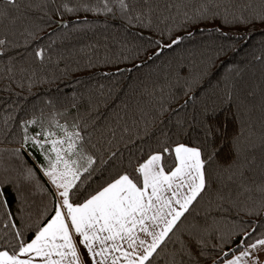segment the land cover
<instances>
[{"label":"trees","instance_id":"trees-1","mask_svg":"<svg viewBox=\"0 0 264 264\" xmlns=\"http://www.w3.org/2000/svg\"><path fill=\"white\" fill-rule=\"evenodd\" d=\"M106 2L111 12L102 10L105 0H18L0 21L5 41L0 46V179L19 181L30 168L35 180V186L23 188V214L8 193L15 231L30 240L36 226L54 214L56 190L43 174V154L24 143L25 135L41 138V126L52 115L70 130L79 124L97 161L75 198L79 202L145 160L161 146L158 141L196 144L202 137L194 118L199 120L206 106L222 128L218 163L231 165L235 183L227 182L225 191L236 203L218 205L217 188L226 181L219 180L214 163L208 167V192L180 232L206 219L264 226L256 191L264 186V22L258 16L264 0H206L207 16L195 15L205 0H125V12L118 0ZM37 50H43V61ZM177 122L193 126L181 130ZM241 185L251 189L252 199L247 192L237 198ZM252 209L259 215L246 214ZM5 222L0 218V235L9 232ZM215 243L209 242V255L200 264L219 258L211 248Z\"/></svg>","mask_w":264,"mask_h":264},{"label":"snow or ice","instance_id":"snow-or-ice-1","mask_svg":"<svg viewBox=\"0 0 264 264\" xmlns=\"http://www.w3.org/2000/svg\"><path fill=\"white\" fill-rule=\"evenodd\" d=\"M118 3L125 12V0ZM16 7L18 0H0V21ZM102 10L112 11L106 0ZM209 10L205 0L195 15L207 16ZM258 16L264 22V11ZM177 43L179 39L172 42ZM4 44L0 39V46ZM35 56L43 61V50H37ZM213 112L206 106L201 109V118H194L202 137L196 144L170 146L167 139L158 141L161 146L145 160L130 171L118 173L79 202L75 198L84 181L96 171L97 161L85 147L79 124L74 123L70 130L58 114L52 115L48 125L41 126V138L25 135L24 143L43 154V174L56 190L54 214L36 226L30 240L26 239L23 231H15L16 213L10 209L12 204H19L17 211L25 212L23 188L35 186L33 169L22 171L19 181L0 179V218L6 219L3 227L9 229L0 235V264H200V258L209 255L206 250L211 240L217 241L211 248L220 253L212 264H255L254 253L264 248V226L244 221L209 223L206 219L202 225L194 223L186 233L180 232V225L193 215L195 204L208 192V167L214 163L221 173L219 180L226 181L217 188L218 205L223 208L229 201L236 203L231 192L225 191L227 182L235 183V175L231 174V165L225 168L218 163L223 132L214 123ZM36 122H26L25 128ZM186 126L193 123L177 122L181 130ZM225 171L230 174L224 176ZM240 188L237 198L247 192L252 199L251 189L243 185ZM256 191L261 196L257 208L264 209V186ZM8 193L13 196L12 204ZM246 214L259 215V211L252 209ZM11 232L14 235L5 240ZM236 236L241 237L239 242L229 251H221L223 246L233 244ZM165 252L167 255L161 257Z\"/></svg>","mask_w":264,"mask_h":264},{"label":"crops","instance_id":"crops-1","mask_svg":"<svg viewBox=\"0 0 264 264\" xmlns=\"http://www.w3.org/2000/svg\"><path fill=\"white\" fill-rule=\"evenodd\" d=\"M260 251H262V253L254 254V257H255V264L257 263V261H259L260 258L263 257V254H264V248H262ZM81 252L84 253L85 258H87V253H86V251H85L83 248H81ZM89 264H90V262H89Z\"/></svg>","mask_w":264,"mask_h":264},{"label":"rangeland","instance_id":"rangeland-1","mask_svg":"<svg viewBox=\"0 0 264 264\" xmlns=\"http://www.w3.org/2000/svg\"><path fill=\"white\" fill-rule=\"evenodd\" d=\"M47 179V177H46ZM52 186V185H51ZM53 187V186H52ZM55 190V188H53ZM259 253H262V251H259V252H256L254 254H259ZM256 264H264V254H263V257L259 259V261H257Z\"/></svg>","mask_w":264,"mask_h":264},{"label":"water","instance_id":"water-1","mask_svg":"<svg viewBox=\"0 0 264 264\" xmlns=\"http://www.w3.org/2000/svg\"><path fill=\"white\" fill-rule=\"evenodd\" d=\"M62 24H63V22L59 23L58 26H57V28H58L60 25H62Z\"/></svg>","mask_w":264,"mask_h":264}]
</instances>
